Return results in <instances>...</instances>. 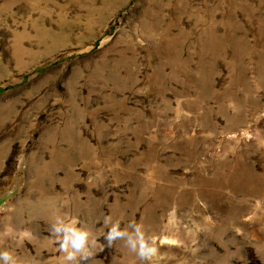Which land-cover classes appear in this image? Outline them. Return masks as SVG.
Returning a JSON list of instances; mask_svg holds the SVG:
<instances>
[{
  "label": "rangeland",
  "instance_id": "374dc122",
  "mask_svg": "<svg viewBox=\"0 0 264 264\" xmlns=\"http://www.w3.org/2000/svg\"><path fill=\"white\" fill-rule=\"evenodd\" d=\"M0 264H264V0H0Z\"/></svg>",
  "mask_w": 264,
  "mask_h": 264
},
{
  "label": "clouds",
  "instance_id": "9594fccd",
  "mask_svg": "<svg viewBox=\"0 0 264 264\" xmlns=\"http://www.w3.org/2000/svg\"><path fill=\"white\" fill-rule=\"evenodd\" d=\"M122 235V233L120 232H117L116 228H113L112 229V232L110 233L109 235V240H111L113 237L115 236H120ZM69 240L72 241V243L74 244V246L77 248V249H80L83 247L84 243H85V240H86V234L84 233H76L75 234V238L73 239V237H68ZM134 246V245H133ZM6 255V254H5ZM71 258V257H69Z\"/></svg>",
  "mask_w": 264,
  "mask_h": 264
}]
</instances>
